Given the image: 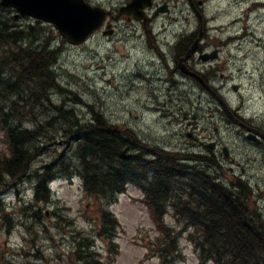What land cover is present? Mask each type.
I'll use <instances>...</instances> for the list:
<instances>
[{
	"label": "rangeland",
	"instance_id": "1",
	"mask_svg": "<svg viewBox=\"0 0 264 264\" xmlns=\"http://www.w3.org/2000/svg\"><path fill=\"white\" fill-rule=\"evenodd\" d=\"M97 1L108 6L118 0ZM203 1L202 21L198 14L186 20L184 10L157 20L154 31L159 54L144 42L142 29L134 31L122 21L116 24L114 35L98 32L78 46L67 44L47 23L31 30L35 35L31 39L36 38L34 46L48 39L51 47L58 48L53 70L60 85L50 90L53 104L45 103L53 109L46 110L39 104L30 106L34 118L43 123V132L53 136L46 148L40 149L32 168L40 167L48 160L49 152L62 146L57 144L62 137L59 123H64L59 116L67 108L87 121L92 117L91 106L149 144L189 153L207 154L199 146L203 139L201 129L207 128L212 137L229 149L231 159L223 160L218 150L209 153L216 154L219 160L221 180L240 177L247 181L254 192L253 206L264 217V145L245 141L222 113L216 98L198 82L180 72H168L176 66L173 47L178 34L201 32V46L208 48V52L217 48L218 58L208 66L195 57L192 65L208 77L207 82L216 94L264 128V7L256 6L258 2L264 4V0ZM16 21L22 28L34 24L27 18ZM233 84L238 85L237 91L232 90ZM57 106L60 110L56 114ZM42 111L50 116V122L45 123ZM25 124L31 127L30 121ZM189 133L193 135L188 136ZM2 146L0 140V149ZM34 175L32 170L15 185L2 189L5 209L0 214V264H77L69 258L70 248L74 239L84 235L107 264H201L171 210L164 215V221L177 230L179 251L173 260L162 263L153 246L156 225L139 187L128 184L113 202L104 201L111 217L117 220L110 246L108 239L112 241V237L100 236L98 207L84 195L76 173L56 175L48 203L32 201ZM33 210L39 214L33 215Z\"/></svg>",
	"mask_w": 264,
	"mask_h": 264
},
{
	"label": "trees",
	"instance_id": "2",
	"mask_svg": "<svg viewBox=\"0 0 264 264\" xmlns=\"http://www.w3.org/2000/svg\"><path fill=\"white\" fill-rule=\"evenodd\" d=\"M0 11V129L4 145L0 149V195L5 185H15L33 170L32 201L48 203L52 195L48 182L57 174L68 176L73 171L81 179L84 195L98 207L99 234L112 237V241L108 239L111 246L117 220L104 201L113 202L132 184L142 190V201L155 221L158 235L153 246L162 263L173 260L179 251L177 230L163 220L171 210L201 263L264 264V218L253 206V188L240 177L220 180L212 154L149 144L89 106L92 117L87 121L79 119L72 108L61 111L59 117L66 123H59L62 137L57 144L62 146L49 152L40 167L32 168L40 149L46 148L53 136L43 132V123L34 118L30 106L53 109L45 103L53 104L50 90L60 87L53 70L59 50L51 47L48 39L33 45L31 30L40 29V21L22 28L10 15L11 9L0 5ZM58 110L60 106L54 112ZM25 121H30L31 127ZM4 209L0 196V214ZM33 211V215L39 214ZM69 258L77 264H107L86 235L74 239Z\"/></svg>",
	"mask_w": 264,
	"mask_h": 264
},
{
	"label": "flooded vegetation",
	"instance_id": "3",
	"mask_svg": "<svg viewBox=\"0 0 264 264\" xmlns=\"http://www.w3.org/2000/svg\"><path fill=\"white\" fill-rule=\"evenodd\" d=\"M91 1L94 2L95 4H100L102 6H105L104 4L98 2L97 0H91ZM134 1L136 2L135 5H133ZM130 3H132L133 5V10L125 9V7ZM203 3H204L203 0H118L116 3L107 6V9H109V19H110V22L107 24H110L108 26L111 27L112 29V35L116 33L117 30L116 24L119 21L126 22V24L130 25L132 27V30L134 31H136L137 29H142L144 31V36H145L144 42H146L147 45L152 46L155 49V51L159 54L160 52L158 50L157 44L155 43L156 32L154 31V26L157 20H162L164 19L165 15L170 16L172 12H176L180 10H184V12L187 13V15L184 16V18L188 20L189 16L193 15V17H195L196 14L201 13L202 9L200 6L203 5ZM135 14H141L143 16L142 17L143 20L142 18L141 19L135 18ZM192 33L194 37L195 36L194 31ZM192 33H190L189 35H191ZM191 38L192 36L186 37L184 40L181 39L174 45L173 47V49L175 50L173 51L174 56H176L177 54L182 56L183 54L188 52L187 49L192 42ZM199 49L208 50V48H203L202 46H200ZM179 57H175L174 61L176 62V66L173 69L169 68L168 72H180L181 74L185 75L186 74L185 71L180 70L179 67L180 62L178 60ZM194 60H195V55L193 54L183 62L188 69L195 70L194 66L192 65V62ZM163 64H164V68L167 69L168 65L166 64V62H163ZM186 78L189 77L186 76ZM231 112L235 117L239 118L242 122H244V124H240L238 122L232 121V119H229L228 116L225 115L227 120L230 121V123L236 127L238 133L243 138H247L246 134L248 132V126L257 128L258 130H263V128L259 127L257 124H253V122H250L245 117H242L237 111V108L231 110ZM214 129L217 131V126ZM201 131H202L201 134L203 135V139L199 140V144L201 146L204 145L203 146L204 148L212 150L214 153L216 150L221 151L219 149H221V147L224 146V143L217 140L216 137H212V135L207 131V128L201 129ZM252 140L253 139H250V141L249 140L248 141L251 142ZM211 142L213 145H211ZM256 144L260 146L264 144V141L261 140Z\"/></svg>",
	"mask_w": 264,
	"mask_h": 264
},
{
	"label": "water",
	"instance_id": "4",
	"mask_svg": "<svg viewBox=\"0 0 264 264\" xmlns=\"http://www.w3.org/2000/svg\"><path fill=\"white\" fill-rule=\"evenodd\" d=\"M4 7H12L19 15L30 16L54 25L58 33L70 44L83 42L96 28L103 22L106 12L100 7L91 6L84 0H0ZM139 17V16H137ZM199 36L195 39L192 46L183 58L189 57L197 48ZM212 54H201L202 60L214 58ZM185 73H189L198 79L208 90L201 77L181 67ZM234 88H236L234 86ZM224 108L225 103L222 102ZM263 137L264 135L261 134ZM251 137H254L250 135Z\"/></svg>",
	"mask_w": 264,
	"mask_h": 264
},
{
	"label": "bare ground",
	"instance_id": "5",
	"mask_svg": "<svg viewBox=\"0 0 264 264\" xmlns=\"http://www.w3.org/2000/svg\"><path fill=\"white\" fill-rule=\"evenodd\" d=\"M201 7V9H203V7H204V3H203V5H201L200 6ZM202 14H203V12H201ZM20 31V30H19ZM21 32V31H20ZM36 39V38H35ZM46 40V39H45ZM42 42V41H41ZM44 42V41H43ZM29 48H31V47H29ZM18 58V57H17ZM136 60V59H135ZM20 67V66H19ZM151 72V74H152V71H150ZM140 73V72H139ZM183 75V74H182ZM186 75V74H185ZM184 76V75H183ZM165 78V77H164ZM166 78H167V76H166ZM172 78V77H171ZM181 78H182V76H181ZM186 78V77H185ZM184 78V79H185ZM174 79V78H173ZM183 79V78H182ZM181 79V80H182ZM176 80V79H175ZM185 81V80H184ZM190 82V81H189ZM205 82H207V80L205 79ZM196 84V83H195ZM179 85V84H178ZM203 89V88H202ZM162 90V89H161ZM179 90V89H178ZM168 91V90H167ZM159 92V91H158ZM165 94V93H164ZM168 95V94H167ZM75 99H76V102H79L80 103V98H78V97H74ZM161 99V98H160ZM173 104H175V102L173 103ZM178 104V103H177ZM182 104V103H181ZM33 112V111H32ZM73 112H75L74 110H73ZM46 112H44V111H42V114H45ZM33 114H34V112H33ZM35 116V115H34ZM223 118V117H222ZM221 118V119H222ZM108 119V118H107ZM44 120H50V116L48 115V114H45V118H44ZM109 120V119H108ZM110 121V120H109ZM226 121V120H225ZM61 122H64V123H66V121L64 120V119H62L61 120ZM214 125V124H213ZM212 125V126H213ZM119 127H121L122 125H118ZM216 126V125H215ZM200 127V126H199ZM171 132V131H170ZM216 133V132H215ZM200 136V135H199ZM203 136V135H202ZM194 140V139H193ZM204 146V145H203ZM199 147V146H198ZM165 153V152H164ZM212 156V155H211ZM214 157V156H213ZM207 158H209V157H207ZM186 159V158H185ZM212 160V159H211ZM191 161V160H190ZM205 161V160H204ZM204 163V162H203ZM205 164V163H204ZM210 167V166H209ZM203 168V167H202ZM212 170V169H211ZM206 171V170H205ZM212 172V171H211ZM134 173V172H133ZM218 173V172H217ZM207 174V173H206ZM213 174V173H212ZM219 174V173H218ZM124 175V174H123ZM126 175V174H125ZM135 175V174H134ZM133 176V175H132ZM212 176V175H211ZM168 178V177H167ZM217 179V178H216ZM220 180H221V177H220ZM240 181V180H239ZM168 182V181H167ZM219 182V181H218ZM217 182V183H218ZM165 183V182H164ZM215 183V182H214ZM221 184V183H220ZM163 185V184H162ZM221 188V187H220ZM162 189H163V187H162ZM159 190H160V188H159ZM165 190V189H164ZM163 190V191H164ZM221 190H223V189H221ZM227 190V189H226ZM162 191V190H161ZM244 191V190H243ZM249 191V190H248ZM227 193V192H226ZM254 193V192H253ZM245 194H247V192H245ZM264 218V217H263Z\"/></svg>",
	"mask_w": 264,
	"mask_h": 264
}]
</instances>
